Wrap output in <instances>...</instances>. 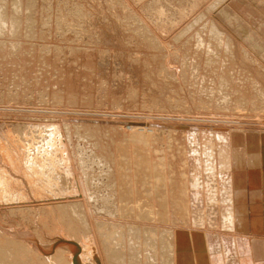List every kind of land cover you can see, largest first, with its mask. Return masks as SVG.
<instances>
[{"label": "bare ground", "instance_id": "obj_1", "mask_svg": "<svg viewBox=\"0 0 264 264\" xmlns=\"http://www.w3.org/2000/svg\"><path fill=\"white\" fill-rule=\"evenodd\" d=\"M36 1L0 0V78H3L0 79V102L9 99V103L10 100L21 103L32 86L34 91H40L36 96L44 103L57 100L59 107H75L81 101L79 105H88L92 94L86 98L78 96L85 90H77V75L73 77L70 70L58 65L62 54L51 58L44 55L50 52L45 44H31L33 38H45L38 30V23L43 19L40 14L35 15ZM117 1L121 6L125 4L124 0ZM242 2H249L260 13L259 19L254 20L257 16L244 7L241 9L236 0H210L174 33L172 40L178 45L172 48L175 63H170L171 67L166 65L167 56L163 55L166 53H160L163 57L160 61L164 63H159L155 70L163 79H175L180 84L186 107L212 113L209 119L204 118L217 122L214 128L169 129L174 140L177 133H185L192 140L197 158L205 162L201 166V180L208 195L203 189L196 192L189 181L190 198L195 202L192 211L189 210L185 203L186 188L177 176L182 170L177 151L173 154L177 171L167 165L162 167L170 175L166 178L148 163L135 160L136 155L142 156V151L135 144L124 143L126 138L117 140L116 126L111 125L110 132L102 131L105 122L63 119L58 123L46 120V123L9 125L1 121L0 264H264V241L255 238L264 235V225L258 222H264V130H261L264 127V32L261 30L258 38L255 32L257 27H264V0ZM125 13L127 19L133 16L139 20L136 23L143 32L140 38H144L151 50L150 56L157 59L156 51L165 50L163 41L137 13ZM70 51V57L64 59L67 66L68 62H74L71 60L76 48ZM83 52L87 59L81 67L87 75L91 73H88L89 57L93 54L86 48ZM104 60L108 63L106 58L95 60L99 62V66L95 65L97 75L104 73L107 64ZM47 69L56 72L55 76L51 77ZM8 81L10 86L6 84ZM115 83L108 90L110 100L126 93L128 103L135 98V84H125L126 88L124 83ZM101 88L105 89L104 84ZM156 103L154 107L160 102ZM95 104L97 107L102 104L100 98ZM76 109L78 113L88 112L82 107ZM255 114L256 117L251 116ZM72 135L77 139H74L76 144L80 143L76 146L80 152H75L72 146ZM169 146L172 151L177 148ZM128 157L133 158L128 161ZM10 170L23 179L15 178ZM228 183L234 188L235 206L225 199ZM26 185L40 204H29L33 198L31 192L25 191ZM217 185L219 194L213 192ZM92 199L103 204V216L93 214V203L91 207L89 204ZM32 211L35 215H31ZM248 212L251 218L248 235L252 242L238 236L241 234L235 235V231H243L250 224L246 219ZM2 216L9 220L4 223L6 218L2 220ZM187 225L190 227L185 229ZM52 236L63 240L49 241L53 252L47 253L48 238ZM79 248L82 254L77 257Z\"/></svg>", "mask_w": 264, "mask_h": 264}, {"label": "rangeland", "instance_id": "obj_2", "mask_svg": "<svg viewBox=\"0 0 264 264\" xmlns=\"http://www.w3.org/2000/svg\"><path fill=\"white\" fill-rule=\"evenodd\" d=\"M37 1H36L37 5L35 6L36 10L34 9L35 15L38 16L40 14L39 16H42L41 18L43 19L38 23L39 24L38 28L40 27L38 30L45 35V38L44 37H43V39L39 38L38 40L33 38L32 40H30L31 44H33V43L38 44L37 46H39L40 44H45L49 48L46 50H49L50 52L48 51L49 53H47V54L44 53V55H49L51 58L54 57L57 53H61L62 56L60 54L61 59L59 60L58 65L60 64V67L65 68L68 71L70 70L71 73H73L72 74L73 77H74V75L75 76L77 75V81H78V89L77 90L80 92L85 90V92L80 93L81 95H78V96L79 97L81 96L82 98H86L92 94L91 95L92 102L89 103L88 105H83V104L79 105V102L81 103V101H79V102L75 101L76 102L75 107H73L72 105H70V106L67 105V106H61L62 107V109H61V107H59V105H58L57 100L54 101L55 103L51 102V101H48V103H44L42 100L39 101L40 96L38 97L36 95L38 93H40V91H38V90L34 91V87L31 86V92H30V90H28V93L27 92L25 93V95L28 97H26L24 95L25 96V101L23 100L24 103H23V101H21V103H16V101L13 102V100H10V103H9V99L3 100L4 98L3 99L1 98L3 100V102L2 101L0 102V122L2 121L3 123L5 122L6 124H9V125L11 123H12V125H14L16 122L28 123V122L41 121V122L46 123L49 120L52 121L53 123H58L59 121H62L63 119L64 120L65 119L66 120L67 119L68 120H74L75 119V120H78V122L80 120H81L80 122H82V120L83 121L86 120V121L93 122V123L95 121L96 122H99V121L105 122L106 124L102 127V129H101L102 131H104V132L106 131L105 133L110 132V130L112 131L111 127L116 126V129L118 132L117 133V136H118L117 140L123 141L126 138V141L128 140V142L123 141L124 143H128L130 145L135 144L142 151V156L138 157L136 155L135 160H137L138 162L148 163L155 172H158L161 175L165 174L164 176H166V178L167 177L170 178V175L168 173L164 172L165 171L163 169V168H165L164 165L165 166L167 165V167H170V168L174 169V171H177L176 166H178V164L176 162L177 160L175 158V155L178 153V160L180 161V165L182 166V170H183V171L181 170V174H182V172H183V174L181 175L179 173L177 176H178V179L181 180V182L183 183V185L186 188V191L184 193V195L186 196L185 197V203H186L187 208L190 207L189 210H191V208H192V206H194L195 202L192 200V198H190V191H189L188 186L190 184H192L193 188H195L196 192L200 189L201 190L203 189L202 191L203 192L205 191L206 192L205 194H207L209 192L204 187V181L201 180L202 179V170H203V169H201L202 168L201 166L205 162L201 161L200 158H197L198 155L195 152L197 149H196V147L194 148V144L192 143V140L187 138L185 133H183L185 137L181 136L183 134L180 135L177 133L178 137L175 138L176 140H174V138H172L173 135L171 136V134H172L173 130H178V128H179V130H181V128H182V130H184V129L189 128V127L190 128H194V127H197V128H199V127L200 128H202V127L214 128V127H216L217 122L212 123V122L207 120V119H209V115L212 113L205 112L202 109L201 110L200 109H192L188 106H187L188 107L187 108L186 104L182 102L183 100L185 102V99H184L185 95L180 90V84H178V82H176L175 79H172V80L171 79L167 80L166 78L163 79V77L159 76L158 72H156V71L159 68V66L164 63L163 60H162V63L160 61L163 58V57H161L162 55H160V53L161 54H163V52L166 53L163 55H166L169 58V59H167V57L165 58V64L166 65H168V66L170 65V67H171L170 63H173V64L175 63V62H173V60H174V58H173L174 57L173 56L174 50L173 49L177 48L178 45L175 44L174 41L172 40L174 33H176L179 30L178 28L179 27L181 28V26H183V24L186 21L192 19L191 17H194L196 15L197 11L199 9L205 7L210 0H158V1L157 0H124L126 5L123 2L122 3L125 6H123V5L121 6L120 5L121 3L119 4L118 1H117L118 2L117 3L116 0H113V1L112 0H37ZM108 2L111 3L110 4L111 6L114 4V2L116 4L113 5L111 8V6L108 5L109 4ZM113 7H114V9H113ZM242 8L243 7H241V9ZM37 10H38V13H37ZM159 10H161V11L159 12ZM125 11H127V13H129V14L134 13V12L137 13L145 21V23L148 26H150L152 28V30L158 35V38L161 41H163L161 44L163 45L162 47L165 48V50H157L156 51V54L158 55V57H156L157 59H154L150 56L151 50L148 47H146L145 42L143 40L144 38L143 39L140 38V37H143V35H142L143 32H142V30H139V28H138L139 25L137 26V23L139 20H137V18H134L133 16H130L127 19V17H126L127 14L125 13ZM79 14H81L80 17H79ZM85 17H87V18H85ZM58 18L61 20V22H60V20H58ZM129 20H130V22H129ZM57 21H59L60 23H58ZM131 21H134L133 24L131 23ZM44 22L46 24H44ZM136 26H137V28H136ZM81 27H84V28H81ZM139 32L141 34H139ZM78 33H80L81 35L80 34L78 35ZM86 33H88V34H86ZM84 35L87 36L88 38H85ZM85 40L87 42H85ZM167 44L170 46H168ZM45 45H44V47H45ZM74 48H76V52H75L76 54L72 57L71 61L73 62V60H74V62L75 63L77 62V63L74 64V62L73 63L68 62L69 66H67V62L64 59L67 57H70V52H71L70 50L74 49ZM85 48L87 50H90L91 51L90 53H92L94 55V57H92L93 55H91V54H90L91 56L89 55L90 56L89 57L90 58L89 59L90 60L89 68L91 67L92 69L90 68L88 70V73H90V72L91 73L87 74V75H84V73H83L84 69L82 68L85 66L84 61H86V59H87V58H85L86 55L83 54L85 52V51L83 52V49H85ZM171 50H173V52ZM96 52H98V55L100 53H102L103 56H101L102 54H100V56L98 57ZM103 52L105 53V56H104ZM81 53H82V55H81ZM106 53H107V55H106ZM75 56H77V57H75ZM81 57H83V58H81ZM95 58H97V59L106 58V60H108V63H107V61L104 60L105 63H107V64H106L103 75H99V74L97 75L98 70L96 71V69L99 66L98 61H100V60L95 62V60H97ZM49 60H52V59L49 58ZM168 60H169V63H168ZM81 61H82V63H81ZM159 63H161V64H159ZM90 64H92V65H90ZM96 64L98 65L97 67L95 66ZM75 65H77V66H75ZM127 69H128L129 73L127 72ZM130 69H131V71H130ZM48 70H50V69H47V71ZM48 72H51L50 73L51 77L55 76L56 72L54 73V71L52 72L51 70ZM75 72H76V74H75ZM156 73H157V75H156ZM147 75H149L150 78L146 77ZM101 76H103V77H101ZM80 77H81V79H80ZM88 78H90V79H88ZM0 79H3V78L1 77ZM9 81L6 84H8L10 86L11 83H9ZM83 81L85 83L84 85H83ZM115 82H120L122 84L124 83L123 85H125V84L129 85V83H130V85H132V86H134V84H135L134 87L136 88V92H135L136 94L133 93L135 95V98L133 100H131V102L128 103L125 100L126 97L128 96L126 93L125 95L120 94V96L116 97L115 100H110L108 97L109 96L108 90H109V88L111 89L113 84H114V86H115V84H117ZM79 83L82 84V86H80ZM95 84H97V85H95ZM103 84H104L105 89H107V91H105V89L101 88V87H103ZM126 85H125V87L127 88ZM8 88L11 89L12 87H8ZM96 93H98V95ZM162 93H164V94H162ZM33 94H35V95H33ZM160 94H162V95H160ZM95 96L97 98H95ZM156 96H160V98L156 97ZM98 98H100V100L102 102V104L99 107H97L98 104H95V100ZM110 98H112V96ZM170 98H172L171 99L172 102L170 101ZM27 99H29V100H27ZM166 99H168V100H166ZM177 99H180V102H182V103H179V100L177 101ZM49 100H51V99H49ZM158 101L160 102L158 104L159 106L156 105L154 107L153 104H155ZM26 102H27V104H26ZM22 103L25 107L22 105ZM52 103L55 106H53ZM73 103H74V101H73ZM164 103H166V104H164ZM151 104H152V106H151ZM161 104H162V106L164 105L165 108L164 107L163 108L165 110H163V108H161L162 107ZM51 105L53 107H51ZM172 105L174 107H175V105H176V107H178V106L179 107L178 108L175 107L176 108L175 109ZM81 107L84 109H88V112H86L87 114L84 112H79L82 115L81 116L78 113L79 110H77L76 108H81ZM158 107H160V108H158ZM166 107H167V111H166ZM74 108H75V110H74ZM151 108L152 109L155 108L154 109L155 111H153ZM76 110H77V112H76ZM81 110H83V109H80V111ZM74 111L76 113H74ZM85 111H87V110H85ZM61 112H68V113L63 114ZM89 113H90V115H89ZM83 114H84V116H83ZM149 115H151V116L153 115L154 117L159 116V119H156L158 117H155V118H153V116L149 117ZM197 115L199 117L201 116L200 117L201 119L199 117H197ZM251 116L256 117L257 115L255 114V115H251ZM204 117L205 118L207 117V119H205ZM193 118H194V120H193ZM196 118H198V119H196ZM90 120H92V121H90ZM205 120H207V121H205ZM18 123H16V124H18ZM37 123H39V122H37ZM246 127H248V126H244L243 128H246ZM9 128H10V126H9ZM103 128H105V129H103ZM170 128H172L171 129L172 131L169 130ZM166 130H167V132H166ZM261 130H264V127L261 128ZM118 134H120L122 137L119 138ZM130 136L133 139L130 138ZM74 139L77 140L76 137L75 136L73 137V135H72V141H73L72 146L75 149V152H80L79 151L80 149L78 147H76L77 144L80 145V143L78 142L76 144ZM121 139H123V140H121ZM105 141H109V139H105ZM168 144L169 145L171 144L173 147H174V145H176V147H177V148L175 147L176 150L174 149L172 151V149H171L172 147L169 146ZM183 146H185V147H183ZM193 149H196V150H193ZM188 150H190V151H188ZM176 151H177V153H176ZM173 154H175V155L173 156ZM132 158L128 157L126 159L128 161H130V159H132ZM197 159H199V160H197ZM193 160H195V161H193ZM199 161H201V162H199ZM1 166H2V164H1ZM10 171L14 177L16 176L15 178L19 177L18 180L23 179V176H21L19 173L17 174L15 172H13L12 170H10ZM214 176H215L214 181L217 182V180H218V179L216 180L217 174H214ZM24 187H23V189H25ZM17 188H19V187H17ZM19 189H22V188L20 187ZM218 189H219V186L217 185V189L214 188L213 192H217L219 194L220 189L219 190ZM226 190H227V195L225 196V199H227L226 201H229V203H232V205L235 206L234 205V202H235L234 199L235 198L233 199V197L235 196V193L233 194L234 188L232 187V185L230 183H228V186H226ZM25 191L31 192L27 185H26ZM30 196H32V192H31ZM32 198L33 199H31V202L29 204H32V205L40 204V202H37L33 196H32ZM93 198H94V196H93ZM232 200H234V202ZM89 201H90L89 202L90 207L92 206V203L94 206V208L92 206V211L94 210L93 214L94 213L95 214L100 213V215L103 216L104 213L101 214V212L104 211L103 204L101 202H98L97 199H92ZM190 201H193V203ZM247 203L249 204L248 201H247ZM17 204H18V202H17ZM100 205H102V206H100ZM233 206H232V208H233ZM101 207H102V210H101ZM95 208L96 209L98 208V210H95ZM191 211H190V213H191ZM34 212L35 211H32L31 215L32 214L35 215ZM249 216H250V214L248 212V214L246 215V219L249 220L248 222L250 224L247 223L246 224L247 227L243 228V231L242 230L241 231H235V235L241 234L238 236H244V238L251 241V239L249 238L250 235H248V234H251L250 233L251 230L249 229V226H248V225H251V220H250L251 218ZM5 218H6V216L1 217L2 220ZM8 218L9 217H7L5 220H3L4 223H6V221L9 220ZM258 222L261 226L264 225L263 221L258 220ZM33 226H35L39 230L38 226H36V225H33ZM30 227H31V225H30ZM189 227L190 226L187 225L184 228L188 229ZM24 237H26V235ZM26 238H28V237H26ZM255 238L264 241V235H263V237L259 236V237H255ZM30 239H33V238H30ZM48 239H44V241H43V242H45V240H46V242H47V240H48V243H47L48 246L46 244V246H47L46 252L49 249L48 247H50L49 241H55V242L58 241L59 242V241L63 240L62 238H59V237L57 240L56 236H54V238H53V236L49 237ZM68 241H70V239H68ZM67 244L69 246H71V243H67ZM42 245H43V247L45 246L44 244H42ZM50 252H53V250H51V247L49 249V252H47V253H50ZM81 254H82V248H79V251L76 253V256L79 257ZM73 260H74V258H73Z\"/></svg>", "mask_w": 264, "mask_h": 264}, {"label": "crops", "instance_id": "obj_3", "mask_svg": "<svg viewBox=\"0 0 264 264\" xmlns=\"http://www.w3.org/2000/svg\"><path fill=\"white\" fill-rule=\"evenodd\" d=\"M247 3L248 4H246L245 2H242V0H236V4L238 6L242 5V7H244L245 10L248 9L249 12H252L253 14H255L257 16L256 18H254V20L255 19H259L258 17H260V13H258V11H256V9H254L253 7H251V5H250L249 2H247ZM262 10H263V15H264V7L262 8ZM260 31L261 32H264V27L261 28V29L257 27V29L255 30V32H256V38H258V34H260Z\"/></svg>", "mask_w": 264, "mask_h": 264}]
</instances>
